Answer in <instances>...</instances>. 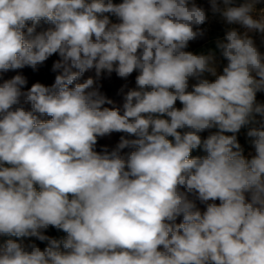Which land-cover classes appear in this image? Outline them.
<instances>
[{
	"label": "clouds",
	"instance_id": "9594fccd",
	"mask_svg": "<svg viewBox=\"0 0 264 264\" xmlns=\"http://www.w3.org/2000/svg\"><path fill=\"white\" fill-rule=\"evenodd\" d=\"M206 5L0 0V264H264V0Z\"/></svg>",
	"mask_w": 264,
	"mask_h": 264
},
{
	"label": "trees",
	"instance_id": "16d2710c",
	"mask_svg": "<svg viewBox=\"0 0 264 264\" xmlns=\"http://www.w3.org/2000/svg\"><path fill=\"white\" fill-rule=\"evenodd\" d=\"M218 35H222V33L211 32V33L207 34V36L204 39L197 40L193 43H190L189 50H192L194 52H200L202 50H206L207 48L214 47V39ZM53 59H55V57L50 59L47 62V64L39 70V72L33 73L31 69H24L23 70V73L29 79V86L31 85V83L36 82V81H40V82L46 83V84H50L53 82L54 74L50 71ZM14 74L15 73H13V72H9V73L5 74V78H10ZM87 75H94V71L86 73V76ZM134 76H135V74H133V76L130 77L127 82H125V81H122L120 78L116 77L115 74H113L111 79H105L103 81V90L106 92V94L110 98H112L116 102L117 105H121L123 102V93L120 92V89L125 83L128 84V87H133L134 86ZM125 91H127V89H125ZM258 99L264 100V94H258ZM240 139H241V143L244 144L245 140H244L243 135H241ZM117 140H118V134H113L110 137H106V138L102 139L100 141V144L101 145L107 144V145L111 146ZM245 147H246V150H250V149H248V146L246 144H245ZM194 154H198V153H194ZM48 234H50V235H61V234L56 233L54 229H50ZM41 247H43V245H41Z\"/></svg>",
	"mask_w": 264,
	"mask_h": 264
},
{
	"label": "rangeland",
	"instance_id": "374dc122",
	"mask_svg": "<svg viewBox=\"0 0 264 264\" xmlns=\"http://www.w3.org/2000/svg\"><path fill=\"white\" fill-rule=\"evenodd\" d=\"M198 2L204 3L205 6H207L206 5V0H198ZM206 27L208 28V33L207 34H209L211 32L222 33V26L219 23H217V22L213 21L210 24L206 25ZM191 43H193V42H191Z\"/></svg>",
	"mask_w": 264,
	"mask_h": 264
}]
</instances>
